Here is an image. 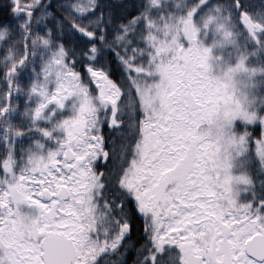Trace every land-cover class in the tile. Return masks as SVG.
<instances>
[{"label": "snow or ice", "instance_id": "obj_1", "mask_svg": "<svg viewBox=\"0 0 264 264\" xmlns=\"http://www.w3.org/2000/svg\"><path fill=\"white\" fill-rule=\"evenodd\" d=\"M0 264H264V0H0Z\"/></svg>", "mask_w": 264, "mask_h": 264}]
</instances>
